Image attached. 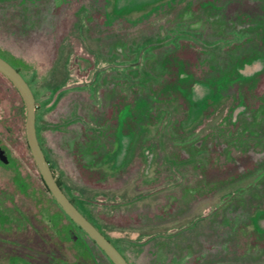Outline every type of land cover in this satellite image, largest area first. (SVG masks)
<instances>
[{"label":"rangeland","instance_id":"374dc122","mask_svg":"<svg viewBox=\"0 0 264 264\" xmlns=\"http://www.w3.org/2000/svg\"><path fill=\"white\" fill-rule=\"evenodd\" d=\"M189 1L162 15L161 6L170 0L130 11L114 0H0V55L33 91L38 139L55 177L130 264H264V214L258 230L253 223L264 210V73L243 88V99L249 109H259L260 119L246 120L247 132H241L223 118L240 92L224 85L229 65L259 45L256 40L238 48L241 32L233 30L264 14V7L243 3L241 20L235 14L227 25L218 5L213 13L202 9L210 0ZM165 26L187 29L194 38L181 34L179 49L164 45ZM149 50L154 52L145 56ZM212 55L214 66L208 64ZM96 71L101 88L86 91L83 84ZM181 71L216 79L226 94V105L199 128L181 123L186 102L173 86ZM124 107V130H134L136 147L155 158L144 170L137 148L132 163L110 177L100 167L103 154L96 145ZM25 110L0 74V193H14L17 171L29 193H23L24 211L30 216L34 206L38 226L48 231L49 213L69 223L46 192L27 146ZM29 219L25 213L24 238L32 231ZM55 230L48 241L41 229L39 243L45 245L31 254L113 264L89 237L76 231L84 253Z\"/></svg>","mask_w":264,"mask_h":264},{"label":"flooded vegetation","instance_id":"af4514ba","mask_svg":"<svg viewBox=\"0 0 264 264\" xmlns=\"http://www.w3.org/2000/svg\"><path fill=\"white\" fill-rule=\"evenodd\" d=\"M180 1L182 2L183 0H170V2L166 3V5L161 6L163 7L160 8L161 10H163L162 15H168V11L172 7L178 5ZM189 3L192 4L191 0L189 1ZM243 3H245L246 5H251L255 8L264 7V0H210V2L203 4L202 9L209 8L213 11L215 10L214 5H218L223 11V13L221 14L225 15L224 20H227V25H229L231 23H229L228 20H231L233 15L236 16L237 14H239L236 19L241 20L242 13L240 12V9ZM231 7L234 8V10H232ZM213 13H215V11H213ZM261 14L262 15L257 16L256 19H250V21L244 19L245 27H242L240 30H233L235 31L234 33L241 32L239 41L235 43L238 45V48L240 45L241 47H246L248 43H256V40H259V45L256 46V50H251L250 54L241 56L240 59H237L235 62L229 65V74L231 75L232 73H234V77L230 78V75L228 74L225 78L226 84L224 85L226 87L236 85V89L239 88L240 94H237L238 96L236 101H233L234 103H230L226 107V114L223 118L224 121L229 125L237 124V126H235L238 127L239 130L241 129V132L242 129H245L243 130V132H247V125H243L246 120L255 121L260 119L261 116L259 109H249L248 104L244 100L245 98L243 99V88H248L247 86L249 85L251 86L254 83L256 77L264 73V14ZM190 26L191 24H189L188 26L189 29L191 28L190 30H195V28L192 27L193 25L191 27ZM199 29L200 28H198V31ZM165 30L166 33L164 34L163 39L160 38V40H162V44H170L174 47V49H179L183 46V44L180 43L181 34L186 35L187 37L192 39L194 38L192 33H190V31L187 29L181 30L179 32L178 29L166 27ZM177 38L179 44L176 46L175 41H177ZM233 45L234 44H230V46ZM187 46H189V48H192L191 45ZM194 51L197 52L195 49ZM152 52H154V50L147 51L145 56L151 55ZM206 52L208 51H203L204 54ZM213 57L214 56L212 55V57H210L211 59L208 58V64L212 66H214ZM141 59L143 60L142 57ZM115 70L118 71V69ZM96 72L94 73L92 82L89 83V81H86L83 84V88H85L86 91L89 88L93 93H95V91L97 93V90L101 88L98 77L99 73ZM194 74L195 73H189L185 71L178 72L175 80V85L173 86L174 89L178 91V94H180V99L186 102V107L183 112V119L181 121L182 126L185 121L186 126H195L196 128H199L202 122L206 121L208 118H211L213 111L223 105H226L225 100L227 99L225 98L226 94L223 95L220 92L221 83H218L216 79H200L197 74ZM128 117L129 112L127 111V107H124L120 113L116 114L115 123L109 128L108 131H105L100 142L96 145V148L102 150L103 154L100 159V167L110 177H118L121 173V170L127 168L132 163L134 157L133 154H135L137 148V152L142 155L144 170L145 167H147V169L151 167L155 158V154H153L152 151L147 150L144 147H136L134 130L132 131L130 128H127V131L124 130L127 124L126 119ZM248 117L250 118L248 119ZM238 124L241 125L239 126ZM87 125L89 124H87L86 121L85 125L83 124V126H85L86 128ZM49 166L54 175V171L50 163ZM11 185H13V187L10 190L14 191V193L12 192L9 195L0 193V264H85L87 261L85 257H79L78 259L56 257L39 258L36 256L37 254H31L29 250L32 249L36 253V251L40 249V243L45 245V242H43L42 240L39 243L41 229L43 230L42 233L44 234V238H46L48 241L55 239V229L57 228L54 226V212L51 215H47L48 217L46 227L48 231L44 230V227L40 228V226H38L40 222V216L37 215L39 214V211L34 206L33 210L31 211L32 214H30V216V211H28V214L24 211L23 200H25L26 196H24L23 194L22 178L20 177L16 181L13 179ZM60 188L70 200L71 198L66 194V192L62 188V185L60 186ZM2 189H4V187ZM33 195L36 197V194L33 193ZM74 206L81 212V210L76 205ZM25 213L28 217H30L29 223L31 226L30 228L32 229V231H30V235L28 234V237L26 238H24L25 231L23 226ZM257 214L258 215H256V221H253V223L255 224V229L258 230L259 228L256 223L258 222L259 217H262V215L264 214V210L260 211ZM67 234L69 235V239L71 238L70 240H73V243L78 247L80 251H83V249L87 250L86 245L81 240V237H79L76 233L73 234L72 228H67ZM77 239L80 241H77ZM59 245H61V247H65V243L63 241L59 242ZM25 250L27 251V253H25Z\"/></svg>","mask_w":264,"mask_h":264},{"label":"water","instance_id":"95a60500","mask_svg":"<svg viewBox=\"0 0 264 264\" xmlns=\"http://www.w3.org/2000/svg\"><path fill=\"white\" fill-rule=\"evenodd\" d=\"M118 3L126 5V10L130 11L131 6L140 5L148 6L158 0H114ZM130 6V7H129ZM122 8V9H123ZM0 74H2L19 93L25 110V137L27 146L32 155L38 173L42 178L44 185L49 191L54 201L58 204L65 215L75 223L89 237L93 243L106 255L113 264H129L123 255L115 248L112 243L97 229L84 215L80 212L73 203L67 198L60 186L58 185L45 154L40 146L36 135L35 126V98L33 91L29 87L26 80L10 63L3 57H0Z\"/></svg>","mask_w":264,"mask_h":264},{"label":"trees","instance_id":"16d2710c","mask_svg":"<svg viewBox=\"0 0 264 264\" xmlns=\"http://www.w3.org/2000/svg\"><path fill=\"white\" fill-rule=\"evenodd\" d=\"M0 57H3V56H1L0 55ZM3 59H5L4 57H3ZM7 61V60H6ZM8 63H10L9 61H7ZM11 64V63H10ZM12 65V64H11ZM13 66V65H12ZM20 74H21V72L15 67V66H13ZM2 75V74H1ZM23 75V74H22ZM3 76V75H2ZM4 77V76H3ZM24 78V77H23ZM12 85V84H11ZM14 87V86H13ZM40 146H41V144H40ZM8 158V157H7ZM8 160L9 161H7V162H10L9 164H12L13 163V161H12V159H10V158H8ZM16 170V169H15ZM20 177L18 176V172L16 171L15 172V177H14V180L16 181L17 179H19ZM41 178V177H40ZM41 181H42V179H41ZM56 181H57V183H58V185L59 186H61V183L59 182V180L56 178ZM42 183H43V181H42ZM43 185H44V183H43ZM25 184L23 183V186H22V188H23V190H24V194H27V195H29V193H28V190L26 191L25 190ZM44 187H45V189H46V192L50 195V193H49V191L47 190V188H46V186L44 185ZM26 195V196H27ZM31 195H33V193L31 194ZM51 199H52V202L57 206V208L59 209V211L61 212V214L63 215V217L68 221V223H69V225H64V224H60V222L58 221V219L57 218H59V216L56 214V213H54L53 214V219H54V226L57 228V230H59L58 231V234L59 235H63V236H67L68 237V239H69V235L67 234V228L68 229H70V228H72V232H73V234L74 233H76L77 234V232H80L81 234H83L84 236H86V237H88L83 231H82V229H80L75 223H73L66 215H65V212H63L62 210H61V208L58 206V204L54 201V199L52 198V195H51ZM70 201L74 204V202H73V200L72 199H70ZM75 205V204H74ZM49 213V212H48ZM49 215H51V213H49ZM87 218V217H86ZM88 219V218H87ZM89 220V219H88ZM90 221V220H89ZM77 231V232H76ZM100 231V230H99ZM102 234H103V232H101ZM78 235V234H77ZM104 235V234H103ZM79 236V235H78ZM105 236V235H104ZM80 237V236H79ZM106 237V236H105ZM65 238V237H64ZM107 238V237H106ZM71 239V238H70ZM108 239V238H107ZM73 241V240H72ZM77 241H80V240H78L77 239ZM110 241V240H109ZM93 242V241H92ZM85 251L86 250H84L83 249V251L82 252H84L85 253ZM102 252V251H101ZM103 253V252H102ZM83 254V253H82ZM85 255V254H84ZM112 263V262H111Z\"/></svg>","mask_w":264,"mask_h":264},{"label":"crops","instance_id":"0c3cea01","mask_svg":"<svg viewBox=\"0 0 264 264\" xmlns=\"http://www.w3.org/2000/svg\"><path fill=\"white\" fill-rule=\"evenodd\" d=\"M139 7H141V6H139ZM139 7H138V8H139ZM144 7H145V6H144ZM128 9H129V8H128ZM116 11H118V12H119V9H116Z\"/></svg>","mask_w":264,"mask_h":264}]
</instances>
